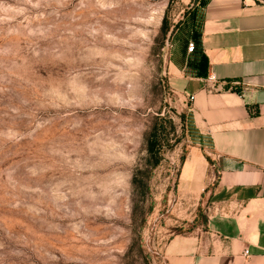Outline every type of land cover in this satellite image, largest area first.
<instances>
[{"label":"rangeland","instance_id":"1","mask_svg":"<svg viewBox=\"0 0 264 264\" xmlns=\"http://www.w3.org/2000/svg\"><path fill=\"white\" fill-rule=\"evenodd\" d=\"M195 2L0 0V264H168Z\"/></svg>","mask_w":264,"mask_h":264},{"label":"crops","instance_id":"2","mask_svg":"<svg viewBox=\"0 0 264 264\" xmlns=\"http://www.w3.org/2000/svg\"><path fill=\"white\" fill-rule=\"evenodd\" d=\"M174 38L166 70L189 100V145L173 213L192 227L172 234L164 255L264 264V0H196Z\"/></svg>","mask_w":264,"mask_h":264},{"label":"trees","instance_id":"3","mask_svg":"<svg viewBox=\"0 0 264 264\" xmlns=\"http://www.w3.org/2000/svg\"><path fill=\"white\" fill-rule=\"evenodd\" d=\"M144 171L142 170H137L136 174H134V184H137L138 182H141L142 183V180H140L137 176V173H142ZM144 184V183H143ZM146 186V184H144ZM206 221V216L204 215V222Z\"/></svg>","mask_w":264,"mask_h":264},{"label":"built area","instance_id":"4","mask_svg":"<svg viewBox=\"0 0 264 264\" xmlns=\"http://www.w3.org/2000/svg\"><path fill=\"white\" fill-rule=\"evenodd\" d=\"M195 49V45L193 43H189L188 45V51L192 52ZM245 253H248V250H245Z\"/></svg>","mask_w":264,"mask_h":264}]
</instances>
